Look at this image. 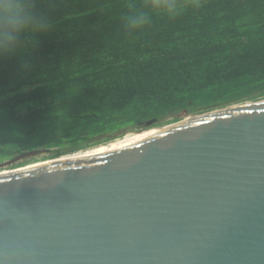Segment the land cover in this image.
<instances>
[{
  "label": "water",
  "instance_id": "95a60500",
  "mask_svg": "<svg viewBox=\"0 0 264 264\" xmlns=\"http://www.w3.org/2000/svg\"><path fill=\"white\" fill-rule=\"evenodd\" d=\"M154 128L1 161L0 264H264V97Z\"/></svg>",
  "mask_w": 264,
  "mask_h": 264
},
{
  "label": "trees",
  "instance_id": "16d2710c",
  "mask_svg": "<svg viewBox=\"0 0 264 264\" xmlns=\"http://www.w3.org/2000/svg\"><path fill=\"white\" fill-rule=\"evenodd\" d=\"M129 3L143 0H38L50 31L0 56V162L48 149L9 167L36 163L264 97V0H200L132 31Z\"/></svg>",
  "mask_w": 264,
  "mask_h": 264
},
{
  "label": "clouds",
  "instance_id": "9594fccd",
  "mask_svg": "<svg viewBox=\"0 0 264 264\" xmlns=\"http://www.w3.org/2000/svg\"><path fill=\"white\" fill-rule=\"evenodd\" d=\"M37 5L38 0H0V56L22 49V37L50 31L51 18L47 12L39 11ZM188 7L199 8L200 0H143L139 6L129 3L124 26L129 31L139 29L151 23L154 13L175 18Z\"/></svg>",
  "mask_w": 264,
  "mask_h": 264
},
{
  "label": "bare ground",
  "instance_id": "6f19581e",
  "mask_svg": "<svg viewBox=\"0 0 264 264\" xmlns=\"http://www.w3.org/2000/svg\"><path fill=\"white\" fill-rule=\"evenodd\" d=\"M157 132H159V130L157 128H154L152 130H149V131L143 132V133H138V134H132V133H130V134H126V137L124 139H122V140L112 141V142H110L108 144H102V145H100L98 147L93 146V147H89V148H86V149H83V150H78V151H74V152H70V153H66V154H61L60 156L55 157L52 160H47V161H44V162H39L37 164H31L28 167L35 166V165H39V164H43V163L50 162V161H54V160H58V159H62V158H66V157H69V156L77 155V154H80V153L88 152V151H91V150L99 149V148L106 147V146H110V145H113V144L121 143V142L128 141V140H132V139H135V138L143 137V136L150 135V134L157 133ZM5 172H7V171H5Z\"/></svg>",
  "mask_w": 264,
  "mask_h": 264
},
{
  "label": "rangeland",
  "instance_id": "374dc122",
  "mask_svg": "<svg viewBox=\"0 0 264 264\" xmlns=\"http://www.w3.org/2000/svg\"><path fill=\"white\" fill-rule=\"evenodd\" d=\"M126 137V135H123V136H121V137H119V138H117V139H114V140H111V141H109V142H105V143H101V144H98V145H96V147H98V146H100V145H102V144H108V143H110V142H112V141H119V140H122V139H124ZM93 147V146H92ZM41 161V160H40Z\"/></svg>",
  "mask_w": 264,
  "mask_h": 264
}]
</instances>
